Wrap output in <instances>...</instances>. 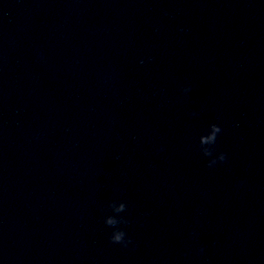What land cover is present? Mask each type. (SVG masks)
Here are the masks:
<instances>
[{
    "label": "clouds",
    "instance_id": "clouds-1",
    "mask_svg": "<svg viewBox=\"0 0 264 264\" xmlns=\"http://www.w3.org/2000/svg\"><path fill=\"white\" fill-rule=\"evenodd\" d=\"M182 91L187 93L190 91V88L186 87L182 89ZM191 115H196V113H191ZM221 132L222 129L218 124H211L207 134L199 137V151L203 156L211 157L207 165L209 168L215 166L217 162L223 163L227 159L226 154L223 152L213 156V152L215 151L213 146L216 144L217 137ZM108 208L114 213L113 215H107L104 219V224L113 229L109 236V240L113 244L127 247L132 241L131 238L127 237V233L120 227V225H127L128 221L123 216L119 215L127 210V204L123 201L117 202L113 200L109 203ZM199 252H203V249H199Z\"/></svg>",
    "mask_w": 264,
    "mask_h": 264
}]
</instances>
